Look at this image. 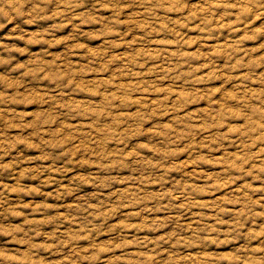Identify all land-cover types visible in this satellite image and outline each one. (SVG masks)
<instances>
[{
	"label": "rangeland",
	"instance_id": "obj_1",
	"mask_svg": "<svg viewBox=\"0 0 264 264\" xmlns=\"http://www.w3.org/2000/svg\"><path fill=\"white\" fill-rule=\"evenodd\" d=\"M0 264H264V0H0Z\"/></svg>",
	"mask_w": 264,
	"mask_h": 264
}]
</instances>
